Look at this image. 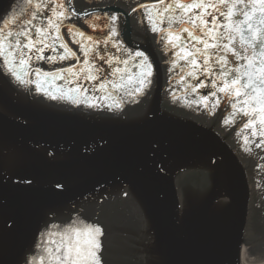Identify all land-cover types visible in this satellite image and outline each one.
<instances>
[{
    "label": "snow or ice",
    "instance_id": "1",
    "mask_svg": "<svg viewBox=\"0 0 264 264\" xmlns=\"http://www.w3.org/2000/svg\"><path fill=\"white\" fill-rule=\"evenodd\" d=\"M76 4L77 0H13L0 5V109L15 102L12 84L34 98L113 114L149 95L156 65L148 49L131 38L128 21L117 9L93 5L84 10ZM130 13L143 27L136 35L148 40L152 34L161 49L173 103L195 106L209 116L223 104L227 114L221 126L234 129L240 123L235 136L242 139V150H264V0H137ZM177 87L183 92L180 96L175 94ZM14 121L15 114L9 120L0 111V125L21 128L28 123ZM111 147L103 137L83 141L79 147L75 141L29 143L22 137L10 145L0 137V187L23 194L36 188L37 175L24 167L22 148L33 158L52 163L69 155L95 160ZM148 155L159 157L160 147L154 143ZM217 155H209V164L220 168L224 161L214 159ZM151 164L157 174L165 171L166 161L152 159ZM48 183L64 192L71 180L54 177ZM64 204L62 200L38 213L10 212L7 200L0 199V264H5L15 238L28 231L40 252L29 257L21 249L14 264H102L104 232L98 223L86 222V216H78L57 233L51 229L60 226L52 224L40 232V242L35 241L41 224L47 227L48 214L59 213ZM53 235L59 239H46Z\"/></svg>",
    "mask_w": 264,
    "mask_h": 264
},
{
    "label": "water",
    "instance_id": "2",
    "mask_svg": "<svg viewBox=\"0 0 264 264\" xmlns=\"http://www.w3.org/2000/svg\"><path fill=\"white\" fill-rule=\"evenodd\" d=\"M12 2L0 0V5ZM112 9L128 21L124 10ZM142 44L156 65V82L139 104L129 103L115 114L34 98L11 85L15 102L0 111L9 120L15 114L14 123H28L21 128L0 125V137L10 145L22 137L29 143L75 141L79 147L103 137L112 147L95 160L69 155L52 163L22 148L23 165L35 171L37 186L27 194L0 187V199L7 200L10 212L32 213L65 200L59 213L48 214L47 227L41 224L35 241L39 243L40 232L52 224L60 226L51 229L57 233L86 216V222L103 229L102 264H243L244 247L264 243V150H242V139L235 136L240 123L234 129L221 126L227 114L223 104L209 116L195 106L173 103L151 39ZM179 89L177 96L183 94ZM154 143L160 147L159 157L148 155ZM213 152L218 153L214 159L224 161L222 167L209 164ZM152 159L166 161L163 173H156ZM54 177L69 178L71 184L64 192L52 189L48 182ZM46 239L57 241L59 236ZM32 241L31 231L16 237L5 264H14L21 249L29 257L37 255L40 250Z\"/></svg>",
    "mask_w": 264,
    "mask_h": 264
},
{
    "label": "flooded vegetation",
    "instance_id": "3",
    "mask_svg": "<svg viewBox=\"0 0 264 264\" xmlns=\"http://www.w3.org/2000/svg\"><path fill=\"white\" fill-rule=\"evenodd\" d=\"M137 0H77V4L76 6L78 8H83L84 10H91L93 5H99L101 8H121L122 10L125 11L126 14H129V18L128 21L130 23V31H131V37L133 40H137L140 43H144L145 40H141V37H138L136 35L137 31L143 32V27H141L140 25H138L137 23V19L138 17L136 16V14H131L130 13V8L131 6H135ZM141 2H143V0H141ZM121 14V13H120ZM122 19H126L123 18V16L121 15ZM149 38L152 41V46L154 49V52L156 53V55H158V57L161 59L162 63H163V71H164V76H165V82H169V76L168 73L166 72V68L167 65L164 63V57L161 54V49L159 46L156 45L155 40L152 38V34L149 33ZM65 39L67 40L68 37L65 36ZM75 47L74 45H70ZM179 77L178 75V70L176 72H173L172 74V80L173 79H177ZM180 90V89H179ZM66 104H68L69 106L75 107L74 105L70 104L67 101H63Z\"/></svg>",
    "mask_w": 264,
    "mask_h": 264
},
{
    "label": "bare ground",
    "instance_id": "4",
    "mask_svg": "<svg viewBox=\"0 0 264 264\" xmlns=\"http://www.w3.org/2000/svg\"><path fill=\"white\" fill-rule=\"evenodd\" d=\"M242 262L243 264H264V243L255 247H244Z\"/></svg>",
    "mask_w": 264,
    "mask_h": 264
},
{
    "label": "rangeland",
    "instance_id": "5",
    "mask_svg": "<svg viewBox=\"0 0 264 264\" xmlns=\"http://www.w3.org/2000/svg\"><path fill=\"white\" fill-rule=\"evenodd\" d=\"M248 247H252V245H249Z\"/></svg>",
    "mask_w": 264,
    "mask_h": 264
}]
</instances>
